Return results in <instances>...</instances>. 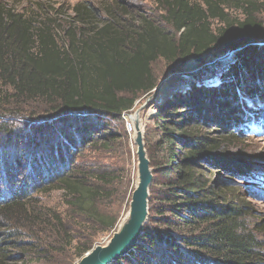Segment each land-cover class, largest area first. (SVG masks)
I'll return each instance as SVG.
<instances>
[{
  "label": "trees",
  "instance_id": "obj_1",
  "mask_svg": "<svg viewBox=\"0 0 264 264\" xmlns=\"http://www.w3.org/2000/svg\"><path fill=\"white\" fill-rule=\"evenodd\" d=\"M156 2L171 33L146 18L136 29L120 24L114 9L99 26L96 10L82 4L61 44L54 23L0 6V264L82 257L91 241L78 233L81 225L109 231L116 224L100 207L117 178L99 164L102 154L129 152L122 115L157 87L152 65L162 59L178 71L214 48L249 43L219 83L189 82L156 106L145 137L148 218L133 249L111 264H264L243 190L244 182L264 186V164L230 145L264 131V112H253L264 101V45H253L264 38V0ZM17 108L29 110L27 130L9 120ZM55 190L60 211L38 199Z\"/></svg>",
  "mask_w": 264,
  "mask_h": 264
},
{
  "label": "rangeland",
  "instance_id": "obj_2",
  "mask_svg": "<svg viewBox=\"0 0 264 264\" xmlns=\"http://www.w3.org/2000/svg\"><path fill=\"white\" fill-rule=\"evenodd\" d=\"M82 4L90 5L94 8V10H96V14L98 15V19L100 21L98 22L97 19L96 23L100 24L99 26L104 23L102 21L110 18V14L107 9H110L111 12L112 9L115 10L112 14L116 16V19L120 24L126 23L128 26L131 25V28L134 26V29L141 25V18L151 19L155 24H159L161 21V15H163L162 6L158 4L156 0H0V6L4 9H9L17 14L27 15L34 21L43 18L47 24L54 23L53 26L56 29L55 38H57V41L60 44L62 42H66L64 33L65 30L69 27H73L71 22L74 17L75 6ZM227 13L231 18L238 16V12H234L232 10ZM258 19L263 24L264 29V7L258 13ZM159 25L167 29L170 33L172 32L170 28L162 24V22H160ZM218 26L219 25L216 21L212 23L213 29ZM253 45L263 46L264 38L262 43L257 41L256 43H253ZM228 51L222 48H214L201 58V62H196L193 58L188 60V62L192 63L194 69L192 71H187L184 66L179 71L185 74L198 71L193 75H183L181 78L169 79L159 90H156V88L161 82H163L171 74H174V72L178 73L179 71L177 72L175 66L173 67V65H168L162 59L157 60L152 65V71L158 80L157 87L151 92V94L144 95L137 99L132 109L128 111V114L131 116L138 112L139 119L142 124V126L138 124V132H141L143 128L144 147L146 130L152 127L153 121L158 115L156 106H159L163 101L170 98L175 93L186 91L189 82L199 81L200 84L205 85L206 87L219 83L218 77L221 72H223L224 68L234 61L236 55L238 54V52H235L234 54L224 58L223 56H225ZM221 58L223 59L217 62V60ZM204 64H209V66L201 69ZM255 109L256 110L253 109V112L258 111L256 116H261L264 112V101H262L258 106L256 105ZM12 111H16V109L13 108ZM17 111L18 113L11 115L9 120L14 122V126L17 124V127L15 126L17 131L22 129L21 124H24L27 130L30 125L34 123V121L32 122L28 117L29 110L17 108ZM116 125L114 126L116 127ZM133 134L134 132L130 133V135L128 134V153L121 150L115 154L106 153L101 156L99 165L105 168L106 171L112 172L114 176H116L117 180L114 185L108 187L109 193L114 194V196L112 199L105 201L100 207V210L109 217H116L117 221L113 229L109 231H103L98 227L88 226V224H84L83 226L81 225V227H79L78 224L76 225L79 227L78 233L82 234L86 241L89 239L91 241L90 249L87 252L95 246H107L113 235L117 232V226L120 219L130 208L132 193L135 190L136 175L138 172V154L135 152L137 147L133 142L135 139V134ZM252 135L243 137L240 136L237 141L231 142V150L235 153H242L244 156L248 157V159L254 160L256 163L262 165L264 164V131L255 129L252 131ZM86 155L88 156V154ZM0 177H2L1 173ZM227 178L229 181L232 180L230 177ZM234 181L235 183L243 184L242 181ZM0 183V188L4 191V180L0 181ZM243 186V190H245V194L247 196L246 201L249 203L250 208V215L247 217L248 225L254 231L264 249V186L256 183L254 184L252 182L247 184L244 182ZM249 193L253 195L250 196ZM38 199H41L42 202L46 203L51 209H55L57 211L64 209V200L61 196V192L57 190L40 194L38 195ZM87 252L80 258L72 259V261L68 264H78ZM73 253L74 252L71 251V254Z\"/></svg>",
  "mask_w": 264,
  "mask_h": 264
},
{
  "label": "water",
  "instance_id": "obj_3",
  "mask_svg": "<svg viewBox=\"0 0 264 264\" xmlns=\"http://www.w3.org/2000/svg\"><path fill=\"white\" fill-rule=\"evenodd\" d=\"M248 45H251V43L245 44L242 47L230 49L225 54V56H223V57L224 58L228 57V56L234 54L235 52H237L238 50H240L241 48L246 47ZM222 59L223 58L217 60V62L221 61ZM186 63H188V61ZM184 66H186V64ZM208 66H209V64H204L201 67V69H204ZM197 71L191 72V73H186V74L182 73L181 71H179L178 73L174 72V74H171L163 82H161L160 85L156 88V90H159L163 86V84L169 79L181 78V77H183V75H193ZM131 121H132L133 127H134L133 128L134 134H136V132H137V139H138L137 147H138V152L140 153V155H138V160L144 164L143 168H145V170L147 172L146 181H145L143 187H140L137 190H134L132 193L131 200L133 201L132 205L134 206V208H133L134 217H133L132 221L127 225V227L123 230V232L120 235H118L116 237L115 236L112 237V239L110 240V244H108L105 247L95 246L93 249H91L89 252H87V254L82 258V260L78 264H111L112 262H116L120 258L126 256L133 249L135 244L138 242L140 235L143 232L144 224L148 218L149 186H150L151 181H152V172H151V169L149 167V160L147 158L146 150L144 147L143 128H142V130L140 132V136L138 138V135H139L138 134V131H139V125L138 124H140L142 126L140 119H139L138 112L135 113V115H133L131 117ZM142 156L145 157L144 162L141 159ZM142 192H145L144 193L145 201L143 203V206L139 202V198L142 195Z\"/></svg>",
  "mask_w": 264,
  "mask_h": 264
},
{
  "label": "bare ground",
  "instance_id": "obj_4",
  "mask_svg": "<svg viewBox=\"0 0 264 264\" xmlns=\"http://www.w3.org/2000/svg\"><path fill=\"white\" fill-rule=\"evenodd\" d=\"M193 69H194V66H192V63L188 62L186 64V66H185V70L192 71ZM138 134H139L138 135V138H139L140 132H138ZM134 138L135 139H134L133 142L135 143V145L137 147V141H138L137 132H136ZM135 152H136V154L140 155V153L138 152V147L136 148ZM141 159H142L143 162L145 161V157L144 156H142ZM143 165L144 164L138 160V172H137V175H136L135 190H137L140 187H143V185H144V183L146 181L147 172H146L145 168H143ZM144 193L145 192H142V195L139 198V202L142 204V206H143V203L145 201ZM132 203H133V201L131 200L130 208H129L128 212L120 219V221L118 223V226H117L118 227L117 228V232L113 236L116 237V236L120 235L123 232V230L127 227V225L132 221V219L134 217V211H133L134 206L132 205ZM108 244H110V242Z\"/></svg>",
  "mask_w": 264,
  "mask_h": 264
},
{
  "label": "built area",
  "instance_id": "obj_5",
  "mask_svg": "<svg viewBox=\"0 0 264 264\" xmlns=\"http://www.w3.org/2000/svg\"><path fill=\"white\" fill-rule=\"evenodd\" d=\"M131 115H129L128 114V112L127 113H124L123 115H122V119H123V121H124V125H125V129H126V131H127V133L130 135V133H132L133 132V123H132V121H131Z\"/></svg>",
  "mask_w": 264,
  "mask_h": 264
}]
</instances>
